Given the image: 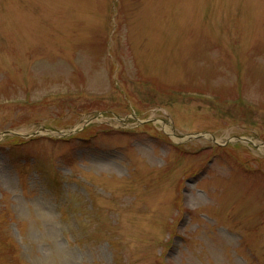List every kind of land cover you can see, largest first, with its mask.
<instances>
[{"label":"rangeland","instance_id":"rangeland-1","mask_svg":"<svg viewBox=\"0 0 264 264\" xmlns=\"http://www.w3.org/2000/svg\"><path fill=\"white\" fill-rule=\"evenodd\" d=\"M0 264H264V0H0Z\"/></svg>","mask_w":264,"mask_h":264}]
</instances>
